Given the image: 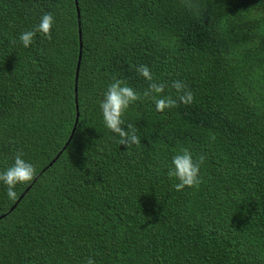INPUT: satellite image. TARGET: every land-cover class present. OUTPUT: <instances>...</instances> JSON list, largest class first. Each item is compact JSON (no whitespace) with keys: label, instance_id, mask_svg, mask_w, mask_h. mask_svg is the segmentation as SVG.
I'll return each instance as SVG.
<instances>
[{"label":"trees","instance_id":"16d2710c","mask_svg":"<svg viewBox=\"0 0 264 264\" xmlns=\"http://www.w3.org/2000/svg\"><path fill=\"white\" fill-rule=\"evenodd\" d=\"M77 4L80 34L74 0H0V169L18 150L36 168L16 201L0 184V264H264V0ZM49 12L58 37L24 48ZM141 64L194 99L130 105L126 149L99 100L114 78L146 90ZM182 148L201 182L176 191Z\"/></svg>","mask_w":264,"mask_h":264},{"label":"clouds","instance_id":"9594fccd","mask_svg":"<svg viewBox=\"0 0 264 264\" xmlns=\"http://www.w3.org/2000/svg\"><path fill=\"white\" fill-rule=\"evenodd\" d=\"M74 1L77 17L78 4L77 0ZM54 22L55 18L52 13H44L40 17L39 23L33 29L20 33V44L24 48L30 47L37 33H42L45 36L52 35L58 37L57 33L51 34ZM78 22V27L80 28V10L79 19L77 18ZM136 71L145 80L149 81V87L146 90L142 93L138 92L125 81L114 78L107 85L102 98L99 100L102 120L105 127L112 134L111 139L116 140L119 145H124L126 149L132 146H136L137 148L141 146V138L137 134L136 126L131 123H125L124 117L130 105L140 101L143 97L154 104L156 111L164 112L165 110L176 108L180 104L190 105L194 99L193 93L181 80L172 81L171 88L175 90V96H173L165 94L168 85L164 82H156L153 79L151 69L147 65H139ZM202 160L203 157L200 158V161ZM200 161L194 160L192 152L187 148H182L172 156L167 174L177 181L174 184L176 191H182L185 187L199 185L201 182ZM35 176L36 168L34 164L24 158L22 150H18L12 158V163L7 168L0 169V184L6 186V197L10 201H16L18 198L17 186L30 184ZM86 264H96V262L92 257H88Z\"/></svg>","mask_w":264,"mask_h":264},{"label":"water","instance_id":"95a60500","mask_svg":"<svg viewBox=\"0 0 264 264\" xmlns=\"http://www.w3.org/2000/svg\"><path fill=\"white\" fill-rule=\"evenodd\" d=\"M77 18L79 19V9L77 8ZM78 26H79V22H78ZM79 33H80V28H79ZM79 66H80V56H79V60H78V64H77V68H76V80H77V77H78V71H79ZM75 91H76V87H75ZM77 116H78V112H77ZM78 120V118H76V121ZM25 192L20 196V198L18 199L17 202H19L22 197L24 196Z\"/></svg>","mask_w":264,"mask_h":264}]
</instances>
